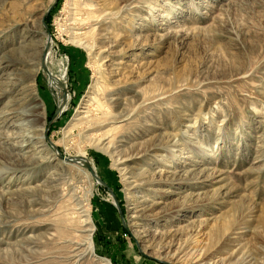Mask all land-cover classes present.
Here are the masks:
<instances>
[{
  "label": "rangeland",
  "instance_id": "374dc122",
  "mask_svg": "<svg viewBox=\"0 0 264 264\" xmlns=\"http://www.w3.org/2000/svg\"><path fill=\"white\" fill-rule=\"evenodd\" d=\"M0 264H264V0H0Z\"/></svg>",
  "mask_w": 264,
  "mask_h": 264
},
{
  "label": "bare ground",
  "instance_id": "6f19581e",
  "mask_svg": "<svg viewBox=\"0 0 264 264\" xmlns=\"http://www.w3.org/2000/svg\"><path fill=\"white\" fill-rule=\"evenodd\" d=\"M41 59H42V54H41V58H40V64L42 63ZM43 61H44V59H43ZM43 64H44V62H43ZM109 103H111L112 106H115L114 104L117 103V102H116V99H110ZM82 109L84 111H80L79 112L80 116H79V118L75 119L76 123L79 122L78 125H82V127L86 128L87 130L96 131L97 127L102 125V122L99 120V118H97L98 117L97 114H90L89 110L86 109V107H84ZM76 157L78 159L79 157H82V156H76ZM82 222H83L82 233H87L86 244L88 246V250H91V245H90V242H89V236H90V233H91L92 229H91L90 226H88V224H89L88 218H85ZM222 227L223 228L224 227L227 228L225 225L222 226ZM224 230H226V229H224Z\"/></svg>",
  "mask_w": 264,
  "mask_h": 264
},
{
  "label": "water",
  "instance_id": "95a60500",
  "mask_svg": "<svg viewBox=\"0 0 264 264\" xmlns=\"http://www.w3.org/2000/svg\"><path fill=\"white\" fill-rule=\"evenodd\" d=\"M47 40H49V37L47 38ZM47 45L48 44H46V46H45V48H44V50H43V52H42V59H41V68H42V70L43 71H45L46 69H45V67H44V64H43V59H44V56H45V53H46V49H47ZM62 159H65V158H62ZM67 162H74V163H79V164H81V165H83L89 172H90V175L97 181V182H99V179L97 178V176L95 175V173H94V171H93V169L91 168V166H90V164H89V162H87L86 160H84V159H77V158H67V159H65Z\"/></svg>",
  "mask_w": 264,
  "mask_h": 264
}]
</instances>
